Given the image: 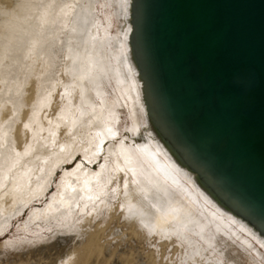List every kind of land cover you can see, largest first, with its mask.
Listing matches in <instances>:
<instances>
[{
    "label": "bare ground",
    "instance_id": "1",
    "mask_svg": "<svg viewBox=\"0 0 264 264\" xmlns=\"http://www.w3.org/2000/svg\"><path fill=\"white\" fill-rule=\"evenodd\" d=\"M8 1L0 0L4 6L0 17V180L8 177L12 166L23 156L35 154L38 146L47 144L49 139L60 138L62 132L60 153L66 158H74L80 152L87 164L78 161L70 172L63 174L58 190L50 195L44 207L56 214L53 219L60 218L59 226L88 225L98 209L109 207L110 210L111 202L103 199V189L115 182L119 185L114 203L121 212L132 222L140 224V228L145 226L152 234L156 232L158 237L174 236L179 245H186L190 256L185 264H194V257H200V252L205 253L207 248L215 249L214 238L219 235L227 244L246 255L248 264H264V210L236 188L225 185L219 172L207 178L203 165L212 166V158H201L200 153H195L193 158L187 157L189 148L168 134L156 116L158 105L150 97L157 91L149 87L153 78L149 75L152 68L144 36L146 12L139 27L135 25L137 15H142L147 0H107L112 4L113 16L118 21L109 40L106 39L108 26L103 25L100 32L95 30L97 15L93 12L94 1L89 4L90 26L83 30L90 31L87 30L84 35L87 40L83 38L85 41L89 39L90 43L98 40L107 44V49L101 50V61L97 62L100 76L91 75L92 62H95L91 46L85 50L82 48V53L77 50L80 58L76 57L80 60L69 64V68L74 69V72L70 70L72 86H67L64 94L53 93L56 83L45 75L53 63L52 59L39 57L38 53L46 39L45 25L55 17L67 20L74 9L73 1L18 0L13 6H9ZM40 1L43 2L39 6ZM30 18L35 19L32 26L29 21L34 20ZM70 30L79 31L74 26H70ZM74 37L77 38L71 33L67 39ZM66 45L71 49L70 42ZM140 48L143 50L138 51ZM24 61H32L37 66L34 72L38 81L35 87L37 102L29 110L7 94L20 89L16 71ZM144 64L147 65L148 76ZM104 79L111 83V89H115V100L127 105L125 110L131 118V123L127 125V137L121 138L111 131L103 122L106 115L88 99L87 82L92 81V89L101 96V104H104L105 95L101 88ZM76 94L81 97L80 113L73 107ZM112 110L110 108L109 112ZM80 129L86 130L85 133H79ZM43 132L49 133L48 136L43 138ZM177 142L181 143V148L176 145ZM100 153L104 156L103 162L94 170L88 164L93 159L95 161ZM56 165L54 162L48 168L46 176L45 169H42L44 179L41 186L36 182L37 193L43 192L49 185ZM100 194L102 201H96ZM26 204L24 198L17 201L12 215ZM87 207L89 211L85 213ZM78 213L82 215L80 219H77ZM134 216L139 217L138 222L133 220ZM8 219L9 216L6 221ZM130 224L132 226L133 223ZM145 227L142 230H146ZM137 230L138 236L145 235V231L140 229L135 228L134 232ZM95 241L96 237L92 234L81 244L80 249L85 256L94 249ZM202 256L208 260V256ZM74 257V253L65 254V264H72ZM216 261L221 263L220 257ZM78 264H84V259H80Z\"/></svg>",
    "mask_w": 264,
    "mask_h": 264
},
{
    "label": "water",
    "instance_id": "2",
    "mask_svg": "<svg viewBox=\"0 0 264 264\" xmlns=\"http://www.w3.org/2000/svg\"><path fill=\"white\" fill-rule=\"evenodd\" d=\"M145 12L161 125L264 210V0H147L136 27Z\"/></svg>",
    "mask_w": 264,
    "mask_h": 264
},
{
    "label": "rangeland",
    "instance_id": "3",
    "mask_svg": "<svg viewBox=\"0 0 264 264\" xmlns=\"http://www.w3.org/2000/svg\"><path fill=\"white\" fill-rule=\"evenodd\" d=\"M15 1L18 0H9L8 5L13 6ZM60 1L65 0H55V2ZM69 1L66 0V2ZM71 1L74 3V9L67 20L61 17H55L45 25L44 34L46 35V39L43 42L44 44L42 43V46L40 45L41 50L39 49V51L41 52L38 51L39 57L44 58L46 56L52 59L53 63L48 71L45 72V75L49 76L56 83V87L53 90L54 94H64L66 87L69 85L72 86L70 70L74 72V69L72 67L69 68V64L77 63L80 60L78 59L80 58V52L77 53V50H81L82 53L86 47L90 48L91 46V53L95 58V62H92V73L94 75H91L100 76L98 75L100 70L97 62L101 61L99 57L107 49V44H101L98 40H94V43L92 41L90 43L89 39L85 41L86 38L84 35L87 34V30L89 29L84 30L90 26L89 17L91 10L89 9L91 8L89 4L94 1L93 12L97 15L95 30L100 32L103 25L109 27L106 39L113 34L118 26V21L113 16L112 4L109 1ZM42 2L40 1L37 5L40 6ZM3 7L0 4V17L2 16ZM29 20H34L29 21L30 26L34 25L35 19L30 18ZM70 26H74L79 31L70 30ZM95 30L93 29V31ZM71 33L77 36L78 39L80 37L82 39L80 38L79 41L76 37L67 39L68 34ZM68 42L76 49L72 45L71 49L68 48L66 45ZM77 43L81 45V48ZM86 43L89 44L87 45ZM94 48H98L96 50L97 53L94 52ZM73 58L75 59L73 60ZM76 59L78 60L75 61ZM36 70L37 66L34 62H22L16 71V79L17 83L20 84V89L16 93L12 91L7 93L14 102L21 103L25 106L26 110L31 109L37 102L35 87L38 81L34 76ZM92 84V81L90 83L89 81L87 82L88 93L90 94L89 101L93 105L96 104L97 109L106 115L103 122L107 124V127L111 131H115L121 138L127 137V125L131 123V118H128L129 112L125 110V108L127 109V105L120 100H115V89H111V83L107 79H104L101 85L102 93L105 95L104 104L102 105V100H100L101 96L95 93V90L92 89ZM118 90L119 87L117 92ZM80 99L81 97L78 94L73 98V107L77 113L81 112ZM108 106L113 109L111 112H109L110 108ZM85 131L84 129H80L79 133L84 134ZM89 133L93 134V131L89 130ZM48 134L47 132H43L41 136L45 138ZM61 136L62 132L60 138L55 140L49 139L47 140V144L38 146L35 149V154L31 153L23 156L20 161L12 166L8 177L0 180V264H65V254L70 252L75 254L72 264H78L80 259H84V264H185V260L190 256L189 249L186 245H183V247L179 245L174 236L170 238L158 237L156 232L152 234V231L147 230L145 226L140 228V224L139 226L134 221L132 222L127 215L121 212L120 207L114 203L119 185L115 182L107 185L109 188L105 187L106 189H103V199L109 203L111 202L110 210L109 207L98 209L95 215L96 218L93 217L95 219H92L88 225L75 223L71 227H66L63 224L59 226L60 218L53 219L52 217H55L56 214L51 210H45L44 207L48 203L50 195L58 190L59 180L62 175L70 172L77 165L78 161H84L82 153L80 152L76 153L74 158H66L65 155L60 153L61 147L59 146V140L63 138ZM15 142L19 147L20 145H18L16 139ZM103 159L104 156L100 153L99 157L95 159L97 162L93 159L91 161L92 164L90 163L88 165H92L93 167H90L97 170V167H100ZM54 162L57 165L53 173V179L43 192L37 193V183L40 186L42 185L41 180L47 175L48 168ZM83 163L87 164L85 161ZM42 169L46 170L43 171L46 174L42 172ZM39 173L40 175H38ZM110 188L113 190L111 191ZM101 196L102 194L100 196L98 195L96 201H102ZM23 198L27 200V204L21 211L12 215L15 203ZM85 211L87 213L89 208L87 207ZM8 216L9 219L6 221ZM77 216V219H80L79 217L82 215L78 213ZM137 218L139 217L134 216L133 220L136 219L138 222ZM130 223H133L132 226ZM129 224L130 228L128 226ZM132 227L133 231L131 230ZM134 227L140 229L139 231L141 232L145 231V235L138 236V230L134 232ZM144 227L148 232L142 230ZM92 234L96 237L94 249L85 256L80 246ZM214 241L216 244L215 249L207 248L205 253L200 252V257H194V264H231V261L234 264H248L247 256L242 254L233 245L227 244L224 237L221 235L216 236ZM203 254L208 256V260L202 256ZM218 257H220L221 263H217L216 259Z\"/></svg>",
    "mask_w": 264,
    "mask_h": 264
}]
</instances>
